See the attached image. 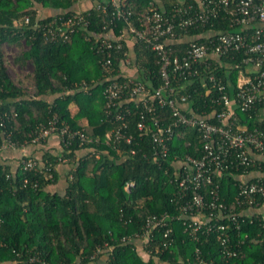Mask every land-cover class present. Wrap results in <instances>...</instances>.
Listing matches in <instances>:
<instances>
[{"label": "trees", "instance_id": "1", "mask_svg": "<svg viewBox=\"0 0 264 264\" xmlns=\"http://www.w3.org/2000/svg\"><path fill=\"white\" fill-rule=\"evenodd\" d=\"M130 1L139 11L152 0ZM76 2L18 0L14 3L12 0H0V114L5 122L4 126L0 125V144L3 141L1 133L5 130L12 134L13 141L29 143L40 130L49 126L55 115L59 124H69L72 129L83 130L93 138L92 142L77 141L59 154L50 151L44 154L43 160L47 159L55 166L54 178L23 173L20 169L8 177L15 166L5 159L0 160V264H71L75 261L80 264H188L189 258L195 259L197 245L186 237L179 222L175 223L177 242L169 250H155L161 234H157L152 247L144 245L146 250L152 249L148 252V259L138 251L134 242L123 243L121 239L141 231L149 214H176L177 205L171 201L177 189L170 182L173 162L186 155H201V142L196 131L183 128L176 132L170 143V157L158 165L151 156L144 155L145 151H151L150 137L140 139L137 127L141 112L145 113L147 121L151 113L144 104L137 105L136 101L127 100L126 105L131 111L126 115L129 122L127 132L135 139L131 144L121 141L108 145L106 134L113 124L106 113L103 94L106 78L100 63L101 55L94 48L97 35L104 31L105 16L93 10L90 27L77 30L63 41H53L41 34L31 39L29 28L16 25L26 14L35 21L40 7L55 10L43 20L65 17L75 11ZM163 2L169 12L176 4L191 2L197 5L198 1ZM116 24L110 27L119 34L125 23L120 20ZM231 30L251 34L254 28L233 26L228 14L222 12V16L210 23L190 28L174 42V47L180 51L192 40L205 41L213 32ZM90 34H93L91 40L87 39ZM25 38L31 47L15 55L14 62L22 69L32 63L33 70L25 74L18 72L13 79L3 58L2 43L8 41L22 47ZM125 45L128 48L126 40ZM135 52L137 72L130 75L144 81L151 89L160 87L162 62L158 53L139 41ZM241 60L242 54L234 60L224 58V65L217 69L226 90L232 95L236 92L240 72L246 66L241 63L235 68L228 64ZM119 64L116 63L117 68ZM204 81V76H198L188 81L186 86L178 87V95L188 96L189 107L183 104L187 110L200 108L202 111L204 107L211 111ZM73 107L77 108L75 113ZM259 112L238 110L239 124L248 123L251 128L259 125ZM157 113L165 123L172 119L168 108H159ZM83 149L90 151L82 156L79 153ZM2 154L3 151L0 159ZM59 156L66 160L59 162ZM68 161L74 167L69 173L65 191L49 190L59 181L58 164ZM237 173L227 172L222 178L217 176L222 196L229 204L235 201L238 193ZM25 178L30 180L27 186L24 185ZM36 180H39V187L33 185ZM131 181L135 184L126 190V184ZM140 200H146L145 204L139 205ZM263 220L262 214L243 219L241 238L245 233L250 237L240 248V257L229 262L222 258V247L215 236L204 242L201 248L205 253L210 252V258L223 263L264 264V241L259 235L263 230ZM99 247L102 249L100 252Z\"/></svg>", "mask_w": 264, "mask_h": 264}, {"label": "built area", "instance_id": "2", "mask_svg": "<svg viewBox=\"0 0 264 264\" xmlns=\"http://www.w3.org/2000/svg\"><path fill=\"white\" fill-rule=\"evenodd\" d=\"M82 1L85 0H77ZM197 1V5L191 2L176 4L168 12L160 8L156 0L150 1L146 8L139 11L130 0H95L96 4L89 9L75 10L65 17L56 16L53 20H43L46 15H41L40 11L35 21L30 14H26L16 25L29 28L31 39L41 34L53 41H63L77 30L90 27L93 10L105 16L104 31L97 35L94 48L101 55L100 63L106 78L103 81L106 113L113 124L106 134V143L116 145L124 141L131 144L135 139L133 134L127 132L129 122L126 115L131 112L126 105L127 100L136 101L137 105L144 104L151 113L147 121L145 113L141 112L137 127L140 139L150 137L151 151H145L144 155L151 156L158 165L170 157V143L179 130H195L201 142L200 156L186 155L173 162L170 182L177 189L171 201L177 205L176 214H149L141 231L122 237L121 242L136 243L141 240L147 247L155 242L157 234H161L155 250H169L177 242L175 223L179 222L186 237L197 245L195 259L189 258L188 264H227L210 258V252L205 253L201 245L215 236L221 244V256L226 262L240 257L239 250L250 237L245 233L241 238L243 219L264 215V176L244 178L254 168L261 166L262 162L256 159V155L264 160V0ZM222 12L228 14L231 25L253 27V33L234 30L213 32L205 41L192 40L182 50H175L174 42L190 28L206 25L222 16ZM120 20L125 25L116 34L110 25L117 26L116 21ZM128 34L160 56V87L149 88L144 81L134 78L125 69L126 66L136 67L125 45V36ZM92 35H88L87 39L91 40ZM30 47L27 38L22 40V47L8 41L2 43L3 58L13 79L16 77L14 69L20 74L30 72L26 68L29 63L22 69L14 62L15 55ZM238 54H242V60L228 65L237 68L243 63L246 68L240 72L236 92L232 95L226 90L217 69L224 65V58L234 60ZM116 63H120V67L117 68ZM198 76L205 77L203 86L210 98V104H207L212 108L210 112L204 107L202 111H199L200 108L187 110L183 104L189 107L188 96L177 94L178 87L186 86L188 81ZM159 108H168L172 117L168 123L157 113ZM238 110L262 112V116H258L259 125L253 128L248 123L240 125ZM2 116L0 114V125L4 126ZM53 135L59 136L62 149L77 141H93L85 131L74 130L66 123L59 124L55 115L49 126L40 130L29 143L19 144L12 140L10 132H2L0 152L43 144ZM65 160L61 156L58 158L59 162ZM17 169L23 173L32 172L34 175L54 178L55 166L51 161L43 160V157L25 155L8 177ZM234 171L238 172V193L235 201L229 204L222 196L217 176L222 178L225 173ZM29 183V178H25L24 185ZM134 184L133 181L128 182L126 190H130ZM33 185L39 187V180ZM262 228L259 235L264 241V223ZM101 250L99 247V252Z\"/></svg>", "mask_w": 264, "mask_h": 264}, {"label": "crops", "instance_id": "3", "mask_svg": "<svg viewBox=\"0 0 264 264\" xmlns=\"http://www.w3.org/2000/svg\"><path fill=\"white\" fill-rule=\"evenodd\" d=\"M157 4L160 6V8L162 9H166L165 8V3L163 2V0H156ZM95 0H85L82 2H76V6H75V10H85V9H89L92 6H94ZM55 10H52L50 8H45V7H40V14L41 15H49L50 13H54ZM125 40L126 43L128 45L129 51L131 52V55L133 57V59L135 60L136 58V52H135V48H136V43L137 41H135L136 39L133 37V35L128 34L125 36ZM134 68V69H133ZM125 69L128 71V73H134L135 69L137 70L136 67H130V66H126ZM73 112L75 113L77 108L73 107ZM257 116H262V112L258 113ZM84 125L87 124V121L84 120L83 121ZM62 150V145H61V141L59 139L58 135H53L51 137H49V139L43 143V144H35V145H28L25 148H18V149H7L5 151H3L2 154V158L0 160H4L6 162L12 163L14 166L17 165L18 161L25 155H36L39 158L43 157L44 154L47 151L53 152L54 154H59V152H61ZM90 150L89 149H83L80 150V155H84L86 153H88ZM256 159L258 161H261V166L260 167H256L254 168L251 172H249L247 175L244 176L245 179H252V178H256V177H260V176H264V160H262V158L259 155H256ZM74 164L71 162H65V163H60L58 164V183L56 185H53L51 187H49L48 189L51 191H65L67 185H68V177H69V173L70 171L73 169ZM261 211H263V209H261ZM136 247L138 248V251H140L145 258H149V254L146 250V248L144 247V243L141 240H137L136 241ZM158 262V260H156ZM159 263V262H158ZM92 264H96L95 262H93ZM160 264V263H159ZM162 264H167L165 262H163Z\"/></svg>", "mask_w": 264, "mask_h": 264}, {"label": "rangeland", "instance_id": "4", "mask_svg": "<svg viewBox=\"0 0 264 264\" xmlns=\"http://www.w3.org/2000/svg\"><path fill=\"white\" fill-rule=\"evenodd\" d=\"M26 68H27L28 71L32 72V70H33V65H32V63H29L28 66H27ZM133 69H134V68H133ZM135 72H137L136 69H135ZM135 72H134V73H135ZM17 73H18V71L16 72L15 69H14V70H13V74L16 76ZM145 202H146V200H140L138 204H139V205H144Z\"/></svg>", "mask_w": 264, "mask_h": 264}]
</instances>
